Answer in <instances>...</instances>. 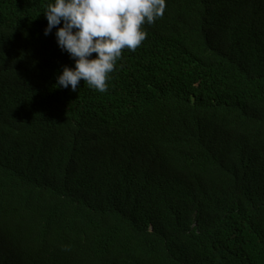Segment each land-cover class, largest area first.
<instances>
[{
	"label": "trees",
	"instance_id": "16d2710c",
	"mask_svg": "<svg viewBox=\"0 0 264 264\" xmlns=\"http://www.w3.org/2000/svg\"><path fill=\"white\" fill-rule=\"evenodd\" d=\"M46 3L0 0V264H264V0H166L105 92Z\"/></svg>",
	"mask_w": 264,
	"mask_h": 264
},
{
	"label": "clouds",
	"instance_id": "9594fccd",
	"mask_svg": "<svg viewBox=\"0 0 264 264\" xmlns=\"http://www.w3.org/2000/svg\"><path fill=\"white\" fill-rule=\"evenodd\" d=\"M165 8L166 0H47L44 34L55 28L58 46L75 62L63 66L56 85L77 91L83 80L107 91L123 50L135 51L147 38L145 25L154 24Z\"/></svg>",
	"mask_w": 264,
	"mask_h": 264
}]
</instances>
